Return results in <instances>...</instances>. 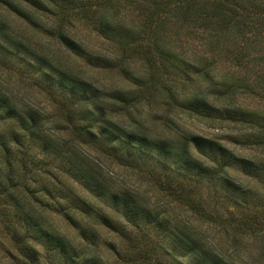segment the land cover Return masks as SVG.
Wrapping results in <instances>:
<instances>
[{
	"label": "trees",
	"instance_id": "1",
	"mask_svg": "<svg viewBox=\"0 0 264 264\" xmlns=\"http://www.w3.org/2000/svg\"><path fill=\"white\" fill-rule=\"evenodd\" d=\"M76 18L109 50L67 32ZM40 31L66 55L48 53ZM67 58L114 71L125 86L106 97ZM105 61L111 66H98ZM13 64L26 89L5 79L7 66L18 76ZM192 95L236 118L209 119L177 103ZM138 96L235 134L124 125L118 118ZM86 146L157 185L163 199L152 202ZM201 149L222 157L211 178L205 165L213 161ZM160 166L164 179L154 176ZM0 239L13 250L10 264H112L99 251L106 243L127 255L125 264H264V0H0Z\"/></svg>",
	"mask_w": 264,
	"mask_h": 264
},
{
	"label": "rangeland",
	"instance_id": "2",
	"mask_svg": "<svg viewBox=\"0 0 264 264\" xmlns=\"http://www.w3.org/2000/svg\"><path fill=\"white\" fill-rule=\"evenodd\" d=\"M42 18V21L47 22L48 24H51L50 21H48L46 18ZM19 21H14L13 26H23L26 28V25L20 24ZM89 22H86L84 18L80 19H72L70 24L68 25V28H66L67 32H70L74 35L75 39L79 40L80 43L84 44L89 49H108L106 48V43H103L101 39L97 36V34L92 30L91 26L88 24ZM50 26V25H48ZM47 26V27H48ZM45 27V26H44ZM35 36V35H34ZM36 39L41 42L43 47L48 50V53H52L57 51L55 55L65 56L66 52L60 47L57 46L55 43H53V40L48 36L44 35L41 31L36 34ZM36 39L33 42H36ZM64 59V57H62ZM65 60H61V62H64ZM67 61H69L72 64H75L76 69L78 71V74L88 80L90 83H93L100 89V91L104 94L108 93L106 97L112 94L113 90H121L125 83L123 82L122 78L114 71H104V70H97L91 67L86 66L82 61L80 60H74L72 58H67ZM16 66V64H13ZM11 66H7L2 68L1 70L4 72L5 79H8V76H11V80H14L16 85L20 84V87L26 89L27 83H21L22 78L19 76H23L21 73V69H19L18 66L14 67L15 72H17L18 76L15 77L14 72L10 70ZM28 89V88H27ZM33 89V88H32ZM148 96L145 98L144 96H138L137 99H140L139 103L136 104L135 108L126 116L123 114L121 117L118 118V121L123 123L124 125H127L132 128L142 129L144 131H147L149 133H161V134H167L170 135H177L179 131L187 129L191 130L193 132H196L198 134H204L208 137H216L219 136V138H224L225 140L227 138L232 137L235 133L233 130H230L229 128H220L218 127H212L211 123L204 122L202 120H198L194 118L193 116H189L187 114L179 113V109L175 104H172L171 110L166 107V105L163 103V101L158 98L157 96ZM239 98V97H238ZM36 99L43 102L44 98L43 96L37 95ZM48 102H52V98H46ZM59 99V98H58ZM135 99V101L137 100ZM107 100V99H106ZM238 101L241 103L242 106H246L250 109H254L259 107V102L257 98H239ZM120 105L118 104L117 107L113 108L114 111H120ZM224 142V141H223ZM227 146L234 151L237 154H244L245 156H258L257 152L252 151H243L238 149L237 147H234L227 143ZM85 151H87L89 154L100 158L103 161V164L106 166V168L110 169L113 174H118L119 177H125L129 181L128 183H133L132 185H140L142 190H145L148 192L149 195L152 196V202L157 201L158 199L162 198V193L159 191L158 186L151 185V182L143 180L139 175L135 174L132 170L126 171L123 167L117 165L107 157L103 158L102 156L98 155L96 150L91 146H86L84 148ZM257 151V150H256ZM249 152V153H247ZM251 152V153H250ZM249 154V155H248ZM162 170V167L160 166L157 168V172L154 174L155 177L163 178V175H156L160 174ZM82 195H85L84 192L81 190H78ZM46 214L50 221H53L57 226L64 231L67 228L65 227V222L61 220L59 215L55 213L54 211H46ZM68 236L69 238H74V232L72 229L69 228ZM215 236V235H214ZM102 240H106L108 243H117L119 245L120 241L112 234H105L102 235ZM207 239L211 242H217V237L212 238L211 236L207 235ZM108 243L100 244L99 251L108 258V260L112 264H125L128 262L127 255L124 253H121L120 256L116 255L113 250L109 248L107 245ZM13 250L9 246L8 242L4 241L3 239H0V260L5 262L6 264H10L11 260H16L12 257ZM129 264V263H128Z\"/></svg>",
	"mask_w": 264,
	"mask_h": 264
},
{
	"label": "snow or ice",
	"instance_id": "3",
	"mask_svg": "<svg viewBox=\"0 0 264 264\" xmlns=\"http://www.w3.org/2000/svg\"><path fill=\"white\" fill-rule=\"evenodd\" d=\"M111 39V37H109ZM89 63H92L90 60ZM100 67H110L111 65L108 64L106 61L102 64H99ZM139 82V81H138ZM189 84H194V81H189ZM217 95H220V93H217ZM198 97L195 95H192L188 98L182 99L177 101L182 107L188 108L190 111H195L200 116H206L209 119L214 118H236V113L233 112H225L223 108H221L218 111H213L211 109H203L200 105L197 104ZM226 107V106H225ZM187 146L185 145V148ZM201 151L204 153V156H207L213 163L205 165V167L208 169V175L211 178L212 175H214V170L216 169V165L220 163L222 157L217 156L216 154L201 149Z\"/></svg>",
	"mask_w": 264,
	"mask_h": 264
}]
</instances>
